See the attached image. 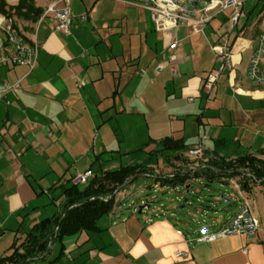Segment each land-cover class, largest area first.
I'll use <instances>...</instances> for the list:
<instances>
[{"label":"crops","instance_id":"crops-1","mask_svg":"<svg viewBox=\"0 0 264 264\" xmlns=\"http://www.w3.org/2000/svg\"><path fill=\"white\" fill-rule=\"evenodd\" d=\"M5 1L10 6L19 2ZM35 1L45 10L55 0ZM71 9L69 34L56 30L52 15L41 22L13 18L26 40L37 39L39 55L33 70L25 65L0 64V256L8 254L16 239L21 241L32 227L23 226L24 220L19 218V226H13L17 223L14 215L30 214L41 206L32 177L37 180L47 175L61 186L73 181L80 170L91 169L94 157L100 160L105 152L104 138L95 147L105 119L125 114L153 113L156 117L164 109L170 115L175 103L188 100V110L197 107L189 114L195 115L202 127L216 122L205 148L208 160L264 149V85L254 84L247 74L251 49L264 30V0H248L244 16L234 27L228 9L204 28L214 34L212 49L226 35L232 49L233 66L221 74L210 92L203 88L204 79L219 63L189 76L191 67L186 66L187 54L177 37L181 25L158 30L149 10L126 0H71ZM6 19L0 13V26ZM183 26L189 39L203 33ZM176 40L180 42L175 51L178 60L169 64V46ZM3 50L10 48L0 27ZM158 64L164 68L158 70ZM209 104L215 106L211 115ZM228 131L231 139H227ZM173 136L196 144L181 134L166 137ZM72 167H77L75 173ZM175 175L171 171L147 176L162 183ZM200 175L233 188L237 196L226 192L238 202V208L227 217L220 216L217 209L207 215L211 207L202 209L201 217L184 220L183 227L172 209L139 213L136 206L127 211L115 206L98 220V230L66 236L51 245L45 258L30 264H264V187L257 184L243 190L230 181L239 182L237 177ZM194 177L184 184L168 181L162 185L166 190L186 187L190 192L188 182ZM46 191L42 186V192ZM214 200L229 201L224 195ZM244 202L260 220L255 235H230L212 242L194 239L203 226L209 231L221 228ZM58 207L55 213L61 211V204ZM179 252L188 255L178 256Z\"/></svg>","mask_w":264,"mask_h":264},{"label":"rangeland","instance_id":"rangeland-1","mask_svg":"<svg viewBox=\"0 0 264 264\" xmlns=\"http://www.w3.org/2000/svg\"><path fill=\"white\" fill-rule=\"evenodd\" d=\"M252 2L248 4L250 5ZM177 37L179 41L183 42L180 48L187 54L186 66L191 67V70L188 71L189 76L195 73L202 74L204 69L212 67L213 64L219 63L220 65L212 49V43L214 41L213 33L209 34L208 31L204 32L203 29V33L193 35L189 39L186 28L181 25ZM244 58L247 59V54L244 55ZM176 75L178 76L179 74ZM188 102L186 100L175 103L170 115L164 109L156 117H154L153 113L147 115L125 114L119 117L105 119V122L100 120V123L102 122L100 126L101 137L96 140L95 134V147L101 145L103 143L102 139L104 138L105 144L103 145L105 152L102 154L100 160L94 157L93 164L90 166L93 175L103 170L118 169L121 166L142 165L151 168L155 174H166L173 171L176 175L192 172L190 176H193L194 173L192 170L197 169L201 164L209 163L207 157L198 163L190 165L189 162L191 160L188 158V150L192 145H189L183 151H180L179 148L172 151L169 149L162 150L160 143L163 137L173 133L185 136L191 143H197L199 131L202 126L197 121L195 115L189 114L192 113L191 109L197 108L196 105H193L188 110V106L186 105ZM209 105L211 111L208 115H211L215 112V106L214 104ZM187 110L188 112H186ZM207 117L204 119L205 123L208 120ZM215 123L213 121L212 124L204 125L201 133L210 137L213 134V125ZM227 135V139L233 137L230 131H228ZM172 138L176 139L178 137L173 136ZM209 143L210 141H207L206 145ZM176 153L181 154L179 158L175 157ZM91 154H93V151ZM60 164H64V162L61 161ZM80 165L84 168L82 164ZM59 168L65 169L66 167L60 165ZM76 169L77 167H72V173H75ZM80 172H84V170H80ZM32 183L38 189L36 193L38 196L37 202L41 206L37 211H30V214L25 212L22 215L20 213L14 215V220L17 221V218L24 220L22 223L23 226H33L41 219L54 215L63 199L61 197L62 189L60 188V184H55V180L49 178L47 175L37 180L32 177ZM66 183L71 185L73 181L69 180ZM56 185L59 186L53 188ZM188 185H191L190 192H187L186 187L183 189L166 190L164 185L161 182H157L154 177L143 175L128 183L124 188L116 191L114 197L115 206L119 210L127 211L131 209V206H136L139 210V207L142 205H150L149 207L143 208V213L160 212L161 209H172L176 212L177 219H180L182 222L187 219L201 217L203 213L202 209L209 210L210 208L208 207H211L212 210L207 215H212L214 210L217 209L222 217H227L238 208V202L229 196L230 194L237 196V192L233 188L222 187L221 184L211 181L202 175L191 178ZM42 186L47 189L46 193L42 192ZM48 189L52 192H49ZM227 190L230 191V194L226 192ZM222 195L229 199V201L222 200L220 203L215 202L214 197ZM185 198L188 199L186 204L187 208L178 209L177 206ZM200 198L205 200L201 202L199 200ZM59 199L60 203L58 204L57 201ZM14 220L12 219V221ZM18 223L17 221L13 226H19ZM8 226H11L10 221ZM183 227H186L184 222Z\"/></svg>","mask_w":264,"mask_h":264},{"label":"built area","instance_id":"built-area-1","mask_svg":"<svg viewBox=\"0 0 264 264\" xmlns=\"http://www.w3.org/2000/svg\"><path fill=\"white\" fill-rule=\"evenodd\" d=\"M141 5L151 12V16L158 30L176 28L186 25L192 32H200L219 14L231 9L230 24L236 26L241 17L244 16L243 7L248 0H126ZM52 15L56 22V30L64 34H69L72 26L71 0H55L50 3L40 17V22L47 16ZM5 33L9 51H0V64L25 65L29 70H33L38 62L39 42L28 41L21 34L20 30L14 27V19L8 18L0 26ZM256 46L252 47L248 59V78L258 86L264 85V30L256 38ZM180 45L179 41H174L169 48L172 51L169 56V64L177 62L176 49ZM220 62L218 68L212 70L204 79L203 88L211 91L218 82L221 74L231 68L232 49L229 45V36L213 46ZM158 70H162L164 65L158 64ZM199 131V139L195 145L188 150L190 165L205 159L206 142L209 136ZM94 177L92 171L86 170L77 173L73 177V182L86 186ZM238 189L241 188L239 182L230 180ZM137 209V208H136ZM260 229V220L252 213L250 206L244 202L237 213L228 218L225 223L216 231H209L203 226L195 240L198 242H212L218 238L230 235H255ZM187 256L186 253H178V256Z\"/></svg>","mask_w":264,"mask_h":264},{"label":"trees","instance_id":"trees-1","mask_svg":"<svg viewBox=\"0 0 264 264\" xmlns=\"http://www.w3.org/2000/svg\"><path fill=\"white\" fill-rule=\"evenodd\" d=\"M44 9L36 5L35 0H19L10 6L5 0L0 1V13L8 18L24 19L37 22ZM14 27L18 29L17 22ZM29 41V40H28ZM162 150L189 147L183 137H166L160 141ZM181 154L176 153L179 158ZM194 175L205 174L213 177H238L243 190L260 184L264 187V149L257 153L244 154L231 159L216 156L209 163L201 164L192 170ZM190 173L166 177L162 183L173 182L184 184ZM151 168L142 165L121 166L114 170H103L96 174L86 186L78 184H62L61 211L36 222L19 241L16 239L8 254L0 256V264H30L37 258H45L56 241L64 237L76 235L83 231L99 229L98 220L112 212L115 208L116 191L143 175H153Z\"/></svg>","mask_w":264,"mask_h":264},{"label":"water","instance_id":"water-1","mask_svg":"<svg viewBox=\"0 0 264 264\" xmlns=\"http://www.w3.org/2000/svg\"><path fill=\"white\" fill-rule=\"evenodd\" d=\"M187 192H189V191L187 190ZM187 201H188V199L185 198V200L179 206H177V208L178 209H183V208L186 209L187 208V206H186ZM149 206L150 205H142V206H140L138 212L141 213L144 207H149Z\"/></svg>","mask_w":264,"mask_h":264}]
</instances>
